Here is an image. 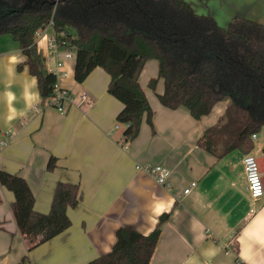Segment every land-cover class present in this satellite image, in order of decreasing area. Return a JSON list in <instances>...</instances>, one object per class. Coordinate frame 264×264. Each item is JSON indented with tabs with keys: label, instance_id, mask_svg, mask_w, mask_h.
Here are the masks:
<instances>
[{
	"label": "crops",
	"instance_id": "1",
	"mask_svg": "<svg viewBox=\"0 0 264 264\" xmlns=\"http://www.w3.org/2000/svg\"><path fill=\"white\" fill-rule=\"evenodd\" d=\"M185 1L222 27L237 17L264 24V0ZM47 40L37 48L43 58ZM25 61L19 43L1 36L0 169L29 183L37 213L50 212L60 182L80 185L79 205L68 210V230L28 254L12 214L14 194L0 186V264H23L26 255L24 264H87L112 251L117 229L129 225L150 235L164 214L170 217L161 225L151 264H264V197L254 202L248 193L243 164L248 153L221 155L244 121L230 99L200 121L182 108L167 109L158 96L164 80L150 88L159 63L148 61L138 80L155 113V132L145 116L137 139L124 143L125 126L117 123L123 103L108 93L110 76L103 68L80 84L75 58L60 70L55 60L45 61L75 99L62 113L41 104L36 77L27 66L18 70ZM83 94L86 103L79 98ZM203 136L212 139L213 154L199 143ZM263 148L259 156L255 147L249 153L264 159ZM52 157L58 167L49 172ZM154 165L171 170L169 187L143 169Z\"/></svg>",
	"mask_w": 264,
	"mask_h": 264
},
{
	"label": "trees",
	"instance_id": "2",
	"mask_svg": "<svg viewBox=\"0 0 264 264\" xmlns=\"http://www.w3.org/2000/svg\"><path fill=\"white\" fill-rule=\"evenodd\" d=\"M51 22L54 33L66 35L59 38L60 49L75 53L76 82L85 83L97 68L110 76L108 93L123 103L117 123L125 126L124 143L137 139L145 116L154 130L155 113L138 79L145 63L156 60L158 78L150 88L164 80L158 96L165 108H182L200 121L230 99L232 109L248 120L243 118L221 155L253 150V135L264 129V24L237 17L222 27L185 0H0V37L10 35L19 43L26 61L18 70L27 66L36 77L42 105L59 84L37 50V33ZM205 139L199 143L213 154L212 139ZM47 166L54 172L57 159ZM0 186L14 194L12 214L28 254L72 226L67 213L79 205V184L58 183L48 214L35 211L36 200L23 177L0 169ZM169 217L162 215L150 235L129 225L117 229L112 251L87 264H151L161 225ZM28 260L26 255L22 263Z\"/></svg>",
	"mask_w": 264,
	"mask_h": 264
},
{
	"label": "built area",
	"instance_id": "3",
	"mask_svg": "<svg viewBox=\"0 0 264 264\" xmlns=\"http://www.w3.org/2000/svg\"><path fill=\"white\" fill-rule=\"evenodd\" d=\"M52 27L53 23L51 22L45 30L37 33V48L38 46L40 48V43L42 40L48 38L46 47L48 55L44 59L47 63H50L51 60H55V66H57V69L60 70L64 68V64L66 61L75 58V53L67 50L64 53V59H59L61 53L59 38H63L66 35L65 33L57 35L52 31ZM48 33H53L51 38L48 37ZM79 98L82 100V103H86V101L89 99L85 94H83ZM44 104L46 106L54 107L59 112L64 113L69 109V107L75 104V99L70 92L61 89L58 84L56 86L55 94L53 95V97L47 99ZM257 138L258 135L254 134L252 137V141L256 140ZM4 144L5 142L1 143L2 146H4ZM243 160L245 175L247 177L248 193H250L251 199L255 202L264 197V176L258 157H256L254 154L248 153L244 156ZM143 169L149 175H151V177H153V179L156 180L159 185L164 187L170 186L169 177L171 175V170L169 168L163 165H154L143 167ZM192 185H195V183H193ZM189 190L190 189L184 191V193L188 194Z\"/></svg>",
	"mask_w": 264,
	"mask_h": 264
},
{
	"label": "rangeland",
	"instance_id": "4",
	"mask_svg": "<svg viewBox=\"0 0 264 264\" xmlns=\"http://www.w3.org/2000/svg\"><path fill=\"white\" fill-rule=\"evenodd\" d=\"M71 33L73 35H75V33L73 31H71ZM70 51L74 53V51H72V50H70ZM244 119L247 121L248 120V117L245 116ZM253 143H254V147H255L254 154L256 156H259L261 154V152H262V146L264 145V129L258 134L257 141L254 140Z\"/></svg>",
	"mask_w": 264,
	"mask_h": 264
},
{
	"label": "water",
	"instance_id": "5",
	"mask_svg": "<svg viewBox=\"0 0 264 264\" xmlns=\"http://www.w3.org/2000/svg\"><path fill=\"white\" fill-rule=\"evenodd\" d=\"M259 162H260V166H261V170L264 176V159L263 158H258Z\"/></svg>",
	"mask_w": 264,
	"mask_h": 264
}]
</instances>
